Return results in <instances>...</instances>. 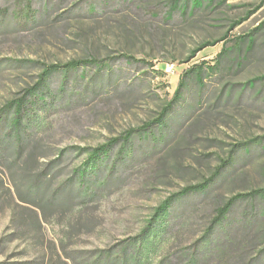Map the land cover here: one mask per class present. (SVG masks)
I'll return each mask as SVG.
<instances>
[{"label":"rangeland","instance_id":"obj_1","mask_svg":"<svg viewBox=\"0 0 264 264\" xmlns=\"http://www.w3.org/2000/svg\"><path fill=\"white\" fill-rule=\"evenodd\" d=\"M0 116V264H264V0H0Z\"/></svg>","mask_w":264,"mask_h":264},{"label":"trees","instance_id":"obj_2","mask_svg":"<svg viewBox=\"0 0 264 264\" xmlns=\"http://www.w3.org/2000/svg\"><path fill=\"white\" fill-rule=\"evenodd\" d=\"M77 62H70L69 64H67L66 66H73L76 65ZM23 100L22 99H18L15 100L13 103H11L9 105V107H13L14 108V118L11 120V123L9 124V130L13 131L15 134V139L16 141H19V143L22 141V138L20 136V128H21V123H22V107H23ZM1 117V116H0ZM1 118H0V122H1ZM134 131L131 130L130 132H128L125 136H124V140H127L131 134ZM118 139H112L110 141V144L108 145H103L100 147H97L95 149H93L91 151V154L87 160V165L90 166L91 168L94 166L95 160L98 158V155L100 153L105 154L108 151V147H110L113 143H115ZM77 174L79 175L80 179L83 181L84 177H85V170H81L79 169L77 171ZM207 186L206 183L200 184V185H195V186H189L184 188L181 191V194L185 195L188 193H193V192H197L199 190L204 189ZM239 198V196H235L233 198H231L227 203H225L222 207L218 208L217 210V216L214 220V224L220 223L222 219H224V217L227 215V213L230 212L234 202ZM169 201V200H168ZM167 204L168 202H164L162 205L159 206L158 208V212L162 213L165 212L167 210ZM213 227L208 228L206 230L205 233H209L211 231ZM149 232L148 230H145L144 235H146ZM232 244V239L231 236L229 234H226L224 237H221L219 240H217L214 244L210 245L206 254H202V255H198L197 258V263L195 264H202L205 263V261L208 259L209 256H215L218 257V261L216 264H231L232 262H230L232 260L227 258V252H225L226 250H228L230 248V245ZM198 251V247H195V249L193 250V253H197ZM131 257L132 254H126L122 252V255H119L118 257H115L113 259H107L104 264H131ZM235 261V260H234ZM15 264H30V263H15ZM250 264V263H249Z\"/></svg>","mask_w":264,"mask_h":264}]
</instances>
